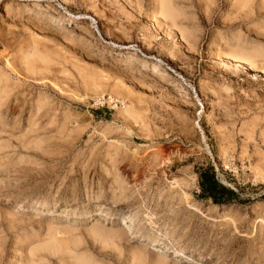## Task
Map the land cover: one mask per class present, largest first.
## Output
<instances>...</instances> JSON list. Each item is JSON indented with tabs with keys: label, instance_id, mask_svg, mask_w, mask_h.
I'll use <instances>...</instances> for the list:
<instances>
[{
	"label": "rangeland",
	"instance_id": "rangeland-1",
	"mask_svg": "<svg viewBox=\"0 0 264 264\" xmlns=\"http://www.w3.org/2000/svg\"><path fill=\"white\" fill-rule=\"evenodd\" d=\"M168 9L0 0V264H264V0Z\"/></svg>",
	"mask_w": 264,
	"mask_h": 264
},
{
	"label": "trees",
	"instance_id": "trees-1",
	"mask_svg": "<svg viewBox=\"0 0 264 264\" xmlns=\"http://www.w3.org/2000/svg\"><path fill=\"white\" fill-rule=\"evenodd\" d=\"M199 186L202 195L211 198L214 203L229 201L236 195L233 189L221 184L210 169H204L199 172Z\"/></svg>",
	"mask_w": 264,
	"mask_h": 264
},
{
	"label": "bare ground",
	"instance_id": "bare-ground-1",
	"mask_svg": "<svg viewBox=\"0 0 264 264\" xmlns=\"http://www.w3.org/2000/svg\"><path fill=\"white\" fill-rule=\"evenodd\" d=\"M157 3L159 5V12L162 14V15H169V6L171 4V0H157ZM250 4V3H249ZM34 5V4H33ZM244 47V46H243ZM233 56L235 57V60L236 61H241V60H244V61H249V59L247 58L248 55L246 54H241V55H237V54H233ZM251 64V63H250ZM152 67V65H151ZM150 67V68H151ZM157 68V67H156ZM153 69V68H152ZM154 70V69H153ZM158 70V69H157ZM162 72V71H161ZM163 73V72H162ZM165 73V72H164ZM164 256V255H163Z\"/></svg>",
	"mask_w": 264,
	"mask_h": 264
}]
</instances>
